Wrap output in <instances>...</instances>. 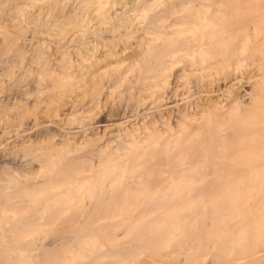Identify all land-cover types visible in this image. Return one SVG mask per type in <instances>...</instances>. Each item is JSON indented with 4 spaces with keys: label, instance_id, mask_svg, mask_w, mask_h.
<instances>
[{
    "label": "bare ground",
    "instance_id": "6f19581e",
    "mask_svg": "<svg viewBox=\"0 0 264 264\" xmlns=\"http://www.w3.org/2000/svg\"><path fill=\"white\" fill-rule=\"evenodd\" d=\"M9 1L0 264H76L120 228L166 263L191 228L264 246V0Z\"/></svg>",
    "mask_w": 264,
    "mask_h": 264
},
{
    "label": "rangeland",
    "instance_id": "374dc122",
    "mask_svg": "<svg viewBox=\"0 0 264 264\" xmlns=\"http://www.w3.org/2000/svg\"><path fill=\"white\" fill-rule=\"evenodd\" d=\"M70 1L75 2V4L72 2V5L70 3ZM80 0H68L66 5L69 3L70 6L72 5L73 7H75L76 5H78ZM110 1V0H109ZM118 2V12L121 14H125L128 13L130 11V9H132L134 7V5L136 6L139 0H113ZM112 2V0H111ZM12 3V5H11ZM68 4V5H69ZM11 5V6H10ZM65 5V6H66ZM13 2L9 1L8 3H6L5 5H3L0 9V39L2 38L3 34L6 33H16L18 32L19 28L15 27V26H11V19L12 17H14L15 13L13 11ZM71 6V7H72ZM71 7L67 6L68 9H70ZM6 8V9H5ZM32 12L36 11V6L34 7H30ZM30 8H27L30 10ZM66 8V7H65ZM66 8L65 11H67L68 9ZM93 8V6L91 7ZM91 8L88 9V11L92 10ZM5 9V10H3ZM3 10V11H2ZM47 10V9H46ZM63 10V12H64ZM11 11V12H10ZM3 12V13H2ZM27 13V12H26ZM25 14V12H24ZM43 17L45 19L46 16L50 17V15H53L52 12L49 13V16L46 15L45 13H42ZM13 15V16H12ZM27 16V15H26ZM24 17V16H23ZM5 18V20H4ZM9 18V19H6ZM47 19V20H48ZM9 21V22H8ZM24 25L26 26L25 29H23L26 33H29V29L33 30L34 27H31V24L27 22V17L24 21ZM29 25V26H28ZM1 52V51H0ZM4 54L3 51L1 52L0 55V81H2V66L3 65V60H4ZM4 82L1 84L0 82V100L3 101L6 95V89L5 87L3 88ZM4 90V91H3ZM3 98V100H2ZM1 148L0 151H2L3 149V145L4 144H0ZM1 153V152H0ZM238 224L234 223L232 224V230H236L237 229ZM193 233L192 235H194V238H184L181 237L180 240L179 238L177 240H174V242H180L183 243V246L181 245L180 249H174L175 246H173L172 248H170V250H174V252H172V256L171 258H169L167 256V252H163L165 253V260L166 259H170L171 262H162L161 257L158 256L157 253L154 252V250H152L151 248H141V242L140 240H136L135 238H133V235L131 234V231L129 230H125L123 228L117 229L114 231V233L117 235V242L114 244L108 239H103L100 238L101 242H102V246L100 247L98 253L95 252V254L93 253L91 256L85 257L83 258L80 262L76 263V264H179L178 260L184 258L185 256V249L188 246H193L196 247V250L194 251V256L198 257V258H202V264H225L224 263V259H228L227 261H229V263L227 264H246L248 261H253L258 259L257 257H261V259L264 260V246H260V248H257L255 250H253L251 253H243V254H235L232 251L229 253L226 250H217L216 248L220 245H223L225 247L231 246V244H234L236 246H242L244 247L246 245L247 240L245 238H241L238 241H234V242H227L226 240H215V242L213 241H208L206 239H195V235L199 234L198 230L196 228H191L190 229ZM107 231H110V229ZM129 231V233H128ZM205 243L206 246L211 247L210 249H208L207 251H202L201 246H203ZM29 247H36V245L30 244ZM120 249H125L127 250L125 252V256L126 258L122 259L123 257L118 255V251ZM102 251V252H101ZM171 252V251H170ZM169 254V253H168ZM164 255V254H163ZM163 257V258H164ZM169 260V261H170ZM184 260V259H183ZM168 261V260H167ZM44 264V263H42ZM183 264V263H182ZM184 264H191L190 262H184Z\"/></svg>",
    "mask_w": 264,
    "mask_h": 264
}]
</instances>
